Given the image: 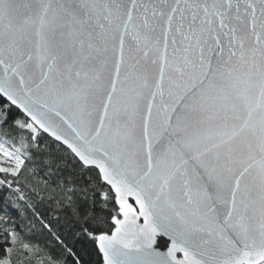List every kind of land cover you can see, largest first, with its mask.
Wrapping results in <instances>:
<instances>
[{
  "label": "snow or ice",
  "instance_id": "snow-or-ice-1",
  "mask_svg": "<svg viewBox=\"0 0 264 264\" xmlns=\"http://www.w3.org/2000/svg\"><path fill=\"white\" fill-rule=\"evenodd\" d=\"M0 193V264H264V0H0Z\"/></svg>",
  "mask_w": 264,
  "mask_h": 264
},
{
  "label": "trees",
  "instance_id": "trees-1",
  "mask_svg": "<svg viewBox=\"0 0 264 264\" xmlns=\"http://www.w3.org/2000/svg\"><path fill=\"white\" fill-rule=\"evenodd\" d=\"M0 195H4V194L0 193ZM7 195H8V199H9L10 203L18 211L19 219H20L21 225L24 228V230L26 232H28L29 229L31 228V232H29V235H30L32 242L36 243L40 247L44 248L45 251H48V250L55 251V249H56L55 239L45 234L46 230L41 229L39 220L37 219V217H35L32 214L31 209L27 208L23 204V202L18 203L16 201L14 194L8 193ZM42 195H44V193H42ZM53 207H55V206H53ZM101 207H104V205H101ZM0 210H2V209H0ZM41 211L46 213V216L48 219L51 220L54 218V213L51 211V209L42 208ZM62 238H64L65 242L69 243L70 246L72 243L75 242L74 238L70 237V236L62 237ZM85 243L86 242H83V241L76 242V246L80 247L81 245H83Z\"/></svg>",
  "mask_w": 264,
  "mask_h": 264
},
{
  "label": "rangeland",
  "instance_id": "rangeland-1",
  "mask_svg": "<svg viewBox=\"0 0 264 264\" xmlns=\"http://www.w3.org/2000/svg\"><path fill=\"white\" fill-rule=\"evenodd\" d=\"M27 175V174H26ZM28 180L31 181L32 180V177L31 176H28Z\"/></svg>",
  "mask_w": 264,
  "mask_h": 264
}]
</instances>
